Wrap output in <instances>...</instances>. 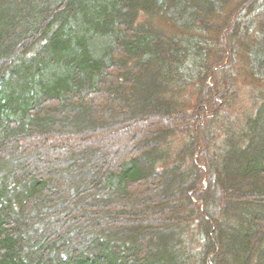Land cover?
<instances>
[{
	"label": "trees",
	"instance_id": "obj_1",
	"mask_svg": "<svg viewBox=\"0 0 264 264\" xmlns=\"http://www.w3.org/2000/svg\"><path fill=\"white\" fill-rule=\"evenodd\" d=\"M0 264H264V0H0Z\"/></svg>",
	"mask_w": 264,
	"mask_h": 264
},
{
	"label": "rangeland",
	"instance_id": "obj_2",
	"mask_svg": "<svg viewBox=\"0 0 264 264\" xmlns=\"http://www.w3.org/2000/svg\"><path fill=\"white\" fill-rule=\"evenodd\" d=\"M242 98H244V97H242ZM246 100H247V98L241 99V100H238L237 102H235L233 104V106L228 110V111L231 112L230 115L231 116H233V115L235 116L236 115V110H240L241 111L243 109L245 110L246 108H249V106H248L249 104L246 102ZM115 120H117V117L112 116V118L108 122V127L107 128H109V129L108 130H105V132H103L105 135H102L101 134V138L103 139V144L105 146H112L110 140L116 141L117 136H118L117 140L119 139V137L121 139L123 137H127L128 139H130V138L133 139V141H134L133 143L136 146L137 145L140 146V145H142V143H144L145 141H147V137H146V134L145 133L139 134L140 137H138L136 135L137 133H136V131L134 129L135 128L134 125L141 126L142 124H144V120L143 119H139L136 123H133V124L126 123V124L123 125V123H122L120 126L113 127L110 123L114 122ZM67 140H68L67 137L65 139L63 138L62 141L59 142V147L63 148V146H65V144H66L65 141H67ZM175 143H176V140H175ZM50 145L51 144H49L48 146H50ZM52 146L53 145H51V148H54V146L53 147ZM126 149H122V150L125 151ZM52 153H53L52 155L55 156L54 155L55 154V151L52 150ZM33 157L37 161H39L41 163H44L45 162L48 165L51 164V161H52V158H53V157L48 158L45 155H43L42 150H41V147H39V146H36L35 147V149L33 151Z\"/></svg>",
	"mask_w": 264,
	"mask_h": 264
}]
</instances>
